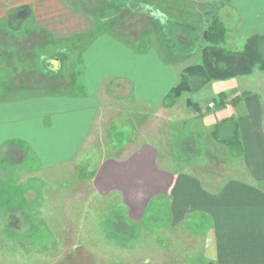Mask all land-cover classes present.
I'll list each match as a JSON object with an SVG mask.
<instances>
[{
  "label": "crops",
  "instance_id": "crops-1",
  "mask_svg": "<svg viewBox=\"0 0 264 264\" xmlns=\"http://www.w3.org/2000/svg\"><path fill=\"white\" fill-rule=\"evenodd\" d=\"M157 1V6H148L145 0L142 3L146 5L142 6L140 2L137 13L127 14V22L119 15V8L114 7L117 20L114 31L122 28L130 32V37L117 36L120 39L114 42L115 36L102 35L106 30L95 22L96 9L91 8L90 12L77 6L72 9L65 0H0V160L11 158L18 151L21 158H26L28 149L52 165L76 158L102 111V90L114 83V80L106 83L109 73L116 75L119 80L116 83H128L130 95L133 91L138 93L135 98L138 102L148 107L164 103L177 73L181 74L184 57L190 54L185 55L183 50L191 48L193 52L192 36L201 24L198 5L202 0ZM171 4H178L182 9L173 11ZM225 4L228 8L223 9L230 21H222L229 32L232 28L239 35L259 34L254 26L259 27L264 18V2L225 0ZM244 5L249 7L248 12ZM187 11L196 17L188 19ZM246 13L250 17L246 18ZM120 18L125 24L119 22ZM155 20L176 28V36L163 31L164 43L154 44L150 38L136 35L141 26L152 25ZM130 24L135 26L134 31L129 29ZM85 35L93 39L101 37L86 46L85 42L82 44ZM56 40L61 43L56 42L51 52L42 54L44 69L33 71L31 62L36 50ZM65 41L72 43L71 49L65 47ZM84 47H91L92 55L88 49L86 63L93 70L84 71L83 80L72 85L80 91L60 95L59 90L71 88L62 75L71 51ZM160 47H165V51L157 49ZM20 62L23 65H18ZM95 65L105 71L98 80ZM170 80L172 83L168 84ZM207 86L198 90L197 98L192 100L200 105H216L204 115L202 122L206 125L229 118L237 122L243 144V153L238 159L243 164L244 175L208 186L193 171L162 165L157 142L147 140L125 156L102 160L94 171L93 189L100 196H115L126 209L128 220L135 223L143 221L154 201L165 202L169 218L164 229L196 230L195 239L200 237L204 246L201 264H264V99L256 90L248 88L205 91ZM231 90L233 98L240 97L237 103L214 104L219 93L230 94ZM212 115L216 118L212 119ZM137 116L131 118L135 123L142 117L141 112ZM232 119L225 125L226 133L233 127ZM135 126L138 129L137 123ZM196 216L199 220L209 219L202 232L191 226ZM183 234L175 235V240ZM57 264L97 262L87 248H79Z\"/></svg>",
  "mask_w": 264,
  "mask_h": 264
},
{
  "label": "rangeland",
  "instance_id": "rangeland-1",
  "mask_svg": "<svg viewBox=\"0 0 264 264\" xmlns=\"http://www.w3.org/2000/svg\"><path fill=\"white\" fill-rule=\"evenodd\" d=\"M65 1L72 9H76V6L87 12H90L91 8L96 9L95 22L106 30L102 35L115 36L114 42L120 39L116 38L117 36L121 39L130 37V32L122 28L114 31V23L117 22L114 19L116 13L114 7L119 8V15L126 21L127 14L137 13L139 4L143 2V0ZM145 1L148 6L159 5L157 0ZM259 2L263 3L264 0ZM99 3L101 6H98ZM226 4L225 0H202L199 3L198 15L201 24L196 34L192 36L193 52H190L191 48L183 50L185 55L190 54L184 57L180 73L186 65L200 61L202 47L205 45L202 31L210 24L212 12L221 20H229V15H225L223 9ZM170 7L173 11L181 8L178 4H171ZM245 8L248 12L249 7L246 5ZM187 12L188 19L196 17L190 11ZM107 16L109 18L105 20ZM245 17H250L249 13H246ZM119 22L124 21L120 18ZM232 23L229 24L230 27ZM168 24L155 20L152 25L141 26L136 35L140 34L142 39L150 38L154 44L160 41L162 44L163 31L170 36H176V28ZM133 26L130 24L128 27L134 31ZM254 27L258 29L256 31H259V34H264V18L261 19L259 27L256 25ZM230 30L226 46L236 50L243 49L252 34L239 35L234 29ZM90 36H83L82 44L85 42L86 46H91L92 42L101 37L93 39ZM56 42L61 43L56 40L46 48L36 50V56L31 62L33 71L41 72L44 69L42 54L48 50L51 52L56 47L54 46ZM144 43L148 42L144 40ZM69 44L72 43L64 42L67 48H70ZM262 46L264 53V43ZM88 49L92 55L91 47L71 51L70 56L76 61L73 62L70 57L69 64L62 74L71 88L65 87L68 91L59 90L57 93L60 95L73 90L80 91L79 88H72V85L77 80L78 82L83 80L84 71L93 70V66L86 63ZM180 53L182 54V51ZM18 65H23V62ZM117 70L116 68L115 71ZM94 72L98 73V80L105 71L104 68L95 65ZM115 76L109 73L107 80L105 79L107 84L113 80L114 83L108 89L102 90V111L99 112L100 116L96 119L84 148L76 158L52 165L48 164L47 159L42 161L38 158L32 149H24L26 158H21L18 151L12 155L13 157L0 160V264H57L67 258L69 252L79 248H87L94 255L97 264H150L153 261L168 264H201L204 246L200 237L195 239L196 230L192 228L188 231L186 227L164 229L169 218V208L165 202L154 201L142 222H132L128 220L126 209L115 196L105 197L95 193L93 173L105 158L125 156L147 140L157 142L162 165L170 169L179 167L193 171L208 186L244 175L243 164L238 158L233 157L229 147L212 137L214 124L206 125L202 122L203 118H206L204 115L207 114L205 111L207 105H202L201 114L195 111L193 113L187 106L186 99L191 96L195 100L197 91L183 94L173 106L166 101L158 106L148 107L147 104L135 99L138 95L136 91L130 95L128 83H116L119 80ZM177 76L176 82L173 80L172 85L179 81L180 74L177 73ZM169 83H172V80ZM235 87L256 90L264 99V69L256 67L248 75L213 81L205 91L209 88L218 91L226 88L233 90ZM230 96L227 102H232L233 92ZM215 107L216 105H213L212 109ZM140 112L142 117L136 120L139 126L137 129L134 128L136 123L131 118L133 116L138 118ZM194 114L197 117H194ZM211 117L216 118L214 115ZM225 134V128H220V136ZM192 219L194 221L191 222V226L198 231L202 232L207 228L208 218L199 220L196 216ZM183 232L182 237L176 241L175 235H181Z\"/></svg>",
  "mask_w": 264,
  "mask_h": 264
},
{
  "label": "trees",
  "instance_id": "trees-1",
  "mask_svg": "<svg viewBox=\"0 0 264 264\" xmlns=\"http://www.w3.org/2000/svg\"><path fill=\"white\" fill-rule=\"evenodd\" d=\"M229 29L219 16L213 14L211 22L202 31L201 59L197 63L186 65L179 81L173 85L164 98V103L173 106L185 93L196 92L213 81L226 80L240 75L251 74L256 67L264 69V53L262 51L264 34H254L248 37L243 49L236 50L226 46ZM230 94L219 93L214 98V104H224L229 100ZM240 97L236 96L232 102L237 103ZM186 104L198 114L202 113V105L194 102L189 96ZM212 107L205 106L206 113L212 111ZM204 115V114H203ZM223 119L214 124L212 137L229 147L233 157L240 158L243 153V144L237 122L232 119L233 127L224 136H220V128L224 129L227 121ZM226 129V128H225ZM94 175V173H93Z\"/></svg>",
  "mask_w": 264,
  "mask_h": 264
}]
</instances>
